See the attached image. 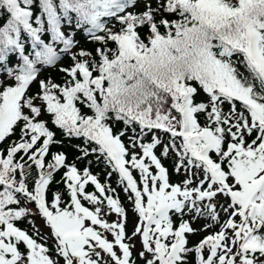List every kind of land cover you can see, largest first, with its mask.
I'll return each instance as SVG.
<instances>
[{
    "label": "snow or ice",
    "instance_id": "snow-or-ice-1",
    "mask_svg": "<svg viewBox=\"0 0 264 264\" xmlns=\"http://www.w3.org/2000/svg\"><path fill=\"white\" fill-rule=\"evenodd\" d=\"M0 264H264V0H0Z\"/></svg>",
    "mask_w": 264,
    "mask_h": 264
},
{
    "label": "trees",
    "instance_id": "trees-1",
    "mask_svg": "<svg viewBox=\"0 0 264 264\" xmlns=\"http://www.w3.org/2000/svg\"><path fill=\"white\" fill-rule=\"evenodd\" d=\"M81 44H82L83 47H87V48L92 47L91 44L86 43L84 41H82ZM65 63H68V61H65ZM49 74H51L53 77L59 79L58 73L56 72L55 69H51V70H49V72H46L45 73V75H49ZM35 90H36L35 87H33V91H35ZM58 136H59V134H58ZM72 143L73 144L79 143V141H75L74 140V141H72ZM53 150L54 151H56V150H62V151H64L67 154V157H68V161L69 162H72L74 160L75 156L77 155L75 149L73 147H71L67 141L65 142V144L62 147H60V148H54ZM77 163H78V166L81 167V168L84 166V164L82 162H79L78 161ZM93 171L96 172V171H99V169H96L95 166H93ZM57 178H59V177L57 176ZM100 178H101V180H103V178H104L103 177V174H101V177ZM52 187L53 188H56L58 186L54 184ZM121 195H123V194H121ZM36 224L39 225L41 228H43L44 222L39 217H36ZM20 226L22 228L23 227H27V225L26 224H23V223ZM194 226H198V225H194ZM129 227H131V225H129ZM44 230L47 231L46 229H44Z\"/></svg>",
    "mask_w": 264,
    "mask_h": 264
}]
</instances>
